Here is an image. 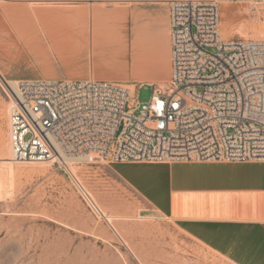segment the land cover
Segmentation results:
<instances>
[{"label":"built area","instance_id":"2783aa9c","mask_svg":"<svg viewBox=\"0 0 264 264\" xmlns=\"http://www.w3.org/2000/svg\"><path fill=\"white\" fill-rule=\"evenodd\" d=\"M169 5L171 72L147 103L119 81L4 79L10 160L264 161V37L223 38L216 0Z\"/></svg>","mask_w":264,"mask_h":264},{"label":"crops","instance_id":"0c3cea01","mask_svg":"<svg viewBox=\"0 0 264 264\" xmlns=\"http://www.w3.org/2000/svg\"><path fill=\"white\" fill-rule=\"evenodd\" d=\"M170 1L0 0V73L13 82L165 86L171 72ZM216 1L220 27L255 38L252 6L258 0ZM35 49L42 50L38 60ZM8 120V108H0V157ZM113 164L138 200L172 220L188 242L186 250L202 264H264V161Z\"/></svg>","mask_w":264,"mask_h":264},{"label":"rangeland","instance_id":"374dc122","mask_svg":"<svg viewBox=\"0 0 264 264\" xmlns=\"http://www.w3.org/2000/svg\"><path fill=\"white\" fill-rule=\"evenodd\" d=\"M252 7L264 25V4ZM220 30L223 38L244 37L229 25ZM20 51L24 58V45ZM41 52L35 49V60ZM151 94L152 86L138 85L134 98L143 104ZM0 108L9 110L1 81ZM6 146L0 157V264H202L186 250L172 220L120 182L113 163L91 157L69 159L68 165L16 163L8 133ZM85 193L105 217L91 209Z\"/></svg>","mask_w":264,"mask_h":264},{"label":"bare ground","instance_id":"6f19581e","mask_svg":"<svg viewBox=\"0 0 264 264\" xmlns=\"http://www.w3.org/2000/svg\"><path fill=\"white\" fill-rule=\"evenodd\" d=\"M262 18H263V17H262ZM262 18H261V19H262ZM256 21L258 22V25H257L256 28H255L256 31H257V35L255 36V38H261V37H264V25H262V24L259 22V19H257ZM262 21H263V20H262ZM220 32H221V30H220ZM221 33H222V32H221ZM241 34H242L243 36L245 35V37L248 36V35L245 34V33H241ZM0 81H1V83H4V82H5L3 76L1 75V73H0ZM9 83H10L11 85L14 84L13 81H12V82L9 81ZM129 87L131 88L132 91H134L135 87L130 86V85H129ZM6 148H7V146H5L3 152H5ZM4 154H5V153H4ZM72 158L80 159L79 157H70V156H65V155H64V157H63V162L65 163V165H68V160H69V159H72ZM87 194H89V193H87ZM109 217L115 219V218H123V217H127V216H122V215H110Z\"/></svg>","mask_w":264,"mask_h":264}]
</instances>
